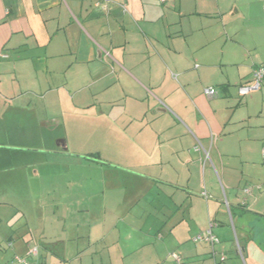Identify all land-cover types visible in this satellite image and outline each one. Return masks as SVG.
Returning <instances> with one entry per match:
<instances>
[{
  "label": "crops",
  "instance_id": "0c3cea01",
  "mask_svg": "<svg viewBox=\"0 0 264 264\" xmlns=\"http://www.w3.org/2000/svg\"><path fill=\"white\" fill-rule=\"evenodd\" d=\"M118 1L0 0V250L264 264V0Z\"/></svg>",
  "mask_w": 264,
  "mask_h": 264
},
{
  "label": "built area",
  "instance_id": "2783aa9c",
  "mask_svg": "<svg viewBox=\"0 0 264 264\" xmlns=\"http://www.w3.org/2000/svg\"><path fill=\"white\" fill-rule=\"evenodd\" d=\"M129 0H119L118 2H116V5L118 6V8L121 10L122 13H126V3ZM161 2H164V0H161ZM109 3H111V0H97V5L102 9V10H107V7L109 5ZM264 79V67L263 66H259L257 68H255L252 71V78L249 82L242 84L240 86H238L237 88V93L239 97H245L248 94L255 92L257 90L260 89L261 87V83ZM204 94L207 97H213L215 95V91L213 88L208 87L204 90ZM199 146V144H198ZM207 240L208 242H210L211 245H213L214 243L217 242V240L214 238V236H212L210 234V232L208 233V235L204 238L203 236H196L195 237V241L197 240ZM36 254V249H30L28 252L29 256H33ZM213 254V253H212ZM172 257L179 263L180 260L179 258L173 254ZM15 263L16 264H29L28 261L26 260V258H21V257H15ZM221 261H224L225 258L224 256L221 257L220 259Z\"/></svg>",
  "mask_w": 264,
  "mask_h": 264
},
{
  "label": "rangeland",
  "instance_id": "374dc122",
  "mask_svg": "<svg viewBox=\"0 0 264 264\" xmlns=\"http://www.w3.org/2000/svg\"><path fill=\"white\" fill-rule=\"evenodd\" d=\"M264 67V65H262ZM264 89V79L261 83V87ZM260 90V89H259ZM263 186V185H262ZM261 186H259L258 188H260ZM4 186H2L0 189H3ZM6 193V196L4 195V197H6L8 199V187L6 188V190L4 191ZM1 197V194H0ZM20 223V220L17 221V223ZM9 252L5 249L0 250V264H14L15 260L12 257L8 256ZM30 261V260H29ZM128 261V260H126ZM52 262V261H51Z\"/></svg>",
  "mask_w": 264,
  "mask_h": 264
},
{
  "label": "trees",
  "instance_id": "16d2710c",
  "mask_svg": "<svg viewBox=\"0 0 264 264\" xmlns=\"http://www.w3.org/2000/svg\"><path fill=\"white\" fill-rule=\"evenodd\" d=\"M129 1H130V0H129ZM119 10H120V9H119ZM120 11H121V10H120ZM172 255H173V254H171V257H172ZM172 258H173V257H172ZM173 259H174V258H173ZM174 260H175V259H174ZM175 262H176L177 264H179L176 260H175Z\"/></svg>",
  "mask_w": 264,
  "mask_h": 264
}]
</instances>
